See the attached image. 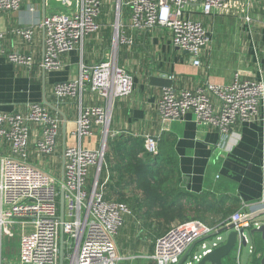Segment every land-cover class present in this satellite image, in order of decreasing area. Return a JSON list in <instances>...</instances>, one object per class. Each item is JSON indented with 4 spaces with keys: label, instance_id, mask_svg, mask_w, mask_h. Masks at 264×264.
<instances>
[{
    "label": "crops",
    "instance_id": "crops-1",
    "mask_svg": "<svg viewBox=\"0 0 264 264\" xmlns=\"http://www.w3.org/2000/svg\"><path fill=\"white\" fill-rule=\"evenodd\" d=\"M119 1H102L98 18L100 29L85 37L75 50L63 54L62 65L55 70H47L42 66L45 44L42 22L52 14L70 12L73 4L62 0H23L19 10L0 11V33L3 34L0 39V111L26 113L33 103H41L61 118L59 145L55 154L38 156L34 149L35 134L32 132L28 162L56 177L62 175L64 147L76 142L72 134L80 110L91 105L105 106L107 100L89 89H84L75 97L59 99L54 92L55 85L77 78L82 66L114 58L131 75L132 90L128 96L114 102L107 142L109 138L122 141L133 139L137 142L144 140L146 134H160L162 138L167 136L164 158L174 160L175 170L173 167L167 169L172 170L173 176L181 175L182 182L178 190L194 195L182 197L180 201L194 217L190 207L209 200L216 209L206 214L205 222L214 226L230 217L233 212L229 213V207L238 205V210L243 202L256 205L264 197V107L256 119L239 120L222 135L214 126L198 125L192 111L172 121L169 129L164 131L156 106L165 87L181 90L204 89L210 84L228 85L236 74L247 80H264V0H230L209 14L204 12L201 4L186 6L185 15L202 23L210 34V41L201 54L200 66L193 63L188 51L174 44L169 28L132 26V11L125 3L127 0ZM57 4L66 7V11L59 10ZM113 6L114 19H111L108 16L111 14L109 8ZM124 8H128L127 14L123 12ZM124 14L128 15L129 21L125 22ZM20 29L33 30L31 40L20 36L17 33ZM123 39L127 41L123 42ZM229 45L231 49L228 50L226 48ZM12 52L31 55L34 58L33 65L9 61L8 54ZM210 97L214 105L220 107V100L211 93ZM102 139L98 130L82 143L87 148H97ZM8 152V146L1 144L0 154ZM95 173L96 169L93 168L91 178ZM110 174L105 163L100 182L109 181ZM122 183L128 184V179ZM142 198L138 190L128 204L134 203L135 207L137 200L143 202ZM225 212L229 214L226 217ZM191 220L199 219L183 220L176 216L171 222L174 226ZM151 221L154 227L164 222L154 215ZM251 229L247 232L249 243L246 246L251 239L254 251L249 250L250 257L246 264H261L264 252L254 257L256 244ZM147 232V227L139 231L136 244L140 248L135 256H126L127 251L120 248L122 251L119 254L123 259L137 258L136 264H151L154 261V249L152 251L150 245H155V242ZM118 235L115 240L120 246ZM244 247L234 249L232 256L226 260L228 264L238 261L242 264ZM18 249L17 226L11 227L9 235L0 232V264L3 263V255L6 256L5 263L11 254L18 260Z\"/></svg>",
    "mask_w": 264,
    "mask_h": 264
},
{
    "label": "built area",
    "instance_id": "built-area-1",
    "mask_svg": "<svg viewBox=\"0 0 264 264\" xmlns=\"http://www.w3.org/2000/svg\"><path fill=\"white\" fill-rule=\"evenodd\" d=\"M73 4L72 10L46 17L42 66L47 70L61 67L63 54L77 48L85 37L100 29L99 16L103 0H62ZM121 1V0H120ZM119 1V2H120ZM230 0H127L131 9V25L136 28L167 27L173 42L188 51L193 63L201 65V54L210 41V34L202 23L185 15L189 4H201L209 14ZM23 0H0V11L19 10ZM120 7V3L118 4ZM17 33L31 40L33 30L20 29ZM3 34L0 33V39ZM123 39V42H126ZM0 49V53H1ZM11 62L32 66L31 55L12 52ZM84 89L98 92L107 100L105 106L82 107L73 132L74 143L64 147L63 175L56 177L28 162L31 133L38 156H53L59 145L61 118L44 104L33 103L26 113L0 111V145L8 146V153L0 154V232L11 234V227L19 230V264H59L60 225L63 224L65 264H121L123 257L117 250L115 237L131 214L127 203L106 200L104 189L108 180L100 182L105 164L107 134L116 99L128 96L132 77L114 58L82 66L80 75L55 85L59 99L75 97ZM210 93L220 100L214 105ZM264 107V80H247L236 74L228 85L210 84L207 88L181 89L165 87L156 106L169 129L172 121L188 111L194 112L198 125L214 126L226 134L236 122L252 121ZM264 119V118H263ZM103 136L99 147L87 148L82 141L97 131ZM160 134H146L145 149L156 155ZM96 173L91 178V170ZM63 176V177H62ZM65 191V219H59L60 190ZM264 210V197L255 205L243 202L228 219L216 226L201 220H191L172 226L155 243L152 258L156 264H178L196 240L233 225L238 232L236 247L249 243L247 232L264 224L263 216L254 215ZM226 239L219 233L201 243L184 264H194L212 252ZM235 247V248H236ZM254 251V246H250ZM236 264H241L239 261Z\"/></svg>",
    "mask_w": 264,
    "mask_h": 264
},
{
    "label": "trees",
    "instance_id": "trees-1",
    "mask_svg": "<svg viewBox=\"0 0 264 264\" xmlns=\"http://www.w3.org/2000/svg\"><path fill=\"white\" fill-rule=\"evenodd\" d=\"M167 140V136L161 137L159 151L156 155H152L146 151L144 140L136 142L133 139H128L127 141H122L119 138L114 140L108 139L105 163L108 165L111 174L106 187L113 192H116L117 187H119V191L114 200L111 198L110 191L104 192L105 199L127 204L128 201L132 202V200H127L124 191V183L122 181L126 178L128 179V183L134 184L135 188L141 191L143 195V202L137 200L135 207L133 206L134 203L131 204L132 206L130 205L131 207L129 206L132 212L125 216L124 224L119 229L118 242L122 248L125 245L127 246L128 242L130 245L138 247L136 244V241L139 239L138 234L144 227L149 229L147 235L153 237V241L156 243L157 239L171 228L173 225L171 221L176 216L181 217L183 220L196 217L205 222L207 218L206 214L216 209L209 200L203 201L195 207H190V210L194 211L193 217L182 204L180 201L182 197H194V195L185 193L183 190H178L177 188L182 182L181 175L173 176L172 170L167 169V167H173V171L175 170L174 160L168 157L164 158V152L167 147L165 142ZM238 207V205L229 207V213L234 212ZM152 215L163 219L164 222H159L154 227L151 221ZM227 215L229 214L225 212L224 217ZM140 218L142 221L139 220ZM205 223L214 226L209 222ZM251 235L256 244L254 254V257H256V254L264 252V244L259 233L255 232ZM126 237L129 239L128 242H126ZM150 248L152 251L153 249L155 250V245L151 244ZM121 264L126 263L121 262ZM151 264H156L155 260Z\"/></svg>",
    "mask_w": 264,
    "mask_h": 264
},
{
    "label": "water",
    "instance_id": "water-1",
    "mask_svg": "<svg viewBox=\"0 0 264 264\" xmlns=\"http://www.w3.org/2000/svg\"><path fill=\"white\" fill-rule=\"evenodd\" d=\"M106 140H107V138H106ZM63 173L64 172H62V175H63ZM259 216H264V210L255 214L254 218L259 217ZM59 219H60L61 223L65 219V191L63 188L60 190ZM250 232H251V234L255 233V232L259 233L261 235V238H262L263 244H264V224L259 228L251 229ZM219 233H224L226 235L225 241L220 246L215 248L212 252L204 255L199 261H197L194 264H225L226 259L228 257H230L231 254H233V251L236 247V243L238 240V232L233 229V225L222 228L217 232H214L208 236H205L203 238L196 240L193 244H191V246L188 248V250L186 251V253L184 254V256L182 257V259L180 260V262L178 264H184L185 261H187L188 259H190L193 256V254L197 250V247H199L198 246L199 244H201L205 240L211 239L212 237L216 236ZM64 238H65V233H64V229H63V224H61L60 225V260H59V264H65L64 263ZM243 245L246 246L247 245L246 242H244ZM261 264H264V254H263Z\"/></svg>",
    "mask_w": 264,
    "mask_h": 264
},
{
    "label": "rangeland",
    "instance_id": "rangeland-1",
    "mask_svg": "<svg viewBox=\"0 0 264 264\" xmlns=\"http://www.w3.org/2000/svg\"><path fill=\"white\" fill-rule=\"evenodd\" d=\"M117 1L118 0H114V2H116L117 3ZM57 7H58V9L59 10H61V11H63V10H65L66 9V7H64V6H62L61 4H57ZM111 10V11H110ZM66 11V10H65ZM113 11H115V6H113L112 8H109V12L111 13V14H109L108 16L112 19V17H113V19H114V16H113ZM123 12L124 13H128L129 11H128V8H124L123 9ZM109 18V19H110ZM124 20H125V22H127V21H129V17H128V15H125L124 14ZM218 42H217V39H216V41H215V44H217ZM226 49H231V46L229 45L228 46V48H226ZM106 149H108L107 148V146H106ZM115 184V183H114ZM136 188H133V184L132 183H128V184H124V191H125V194H126V197H127V200H132V197H133V194L134 193H138V190H135ZM108 191H110L111 192V198L114 200V198H116L117 197V195H118V191H119V187H117V191L116 192H113L112 190H108L107 189V187L105 188V190H104V192L105 193H107ZM140 194H142V192L140 191ZM130 206V205H129ZM131 207V206H130ZM263 219H264V216H263ZM127 239H126V242H128L129 241V239H128V237H126ZM252 245V241H251V239H250V244L248 245V246H245L244 248H243V250H242V264H246L247 263V261H248V259H249V257H250V252H249V250H250V246ZM120 248H122L121 246H117V250H118V252L119 253H121V251H122V249H120ZM139 248H140V246H138V247H134L133 245H130L129 244V242L127 243V246L125 245L124 247H123V249H125V251H127V254H126V256H135L137 253V251L139 250ZM121 250V251H120ZM139 253V252H138ZM231 256H232V254H231ZM230 256V257H231ZM18 258H19V249H18ZM5 259H6V256L5 255H3V263L2 264H19L18 263V260H17V258H16V256L15 255H10V256H7V261H6V263H5ZM136 259L137 258H129V259H127V260H130V261H127V260H125V259H122V263L123 262H125L126 264H136ZM227 260V259H226ZM227 261H225V263H226ZM227 264H228V262H227Z\"/></svg>",
    "mask_w": 264,
    "mask_h": 264
}]
</instances>
